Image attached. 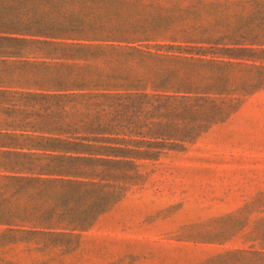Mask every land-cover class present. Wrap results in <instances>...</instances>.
I'll use <instances>...</instances> for the list:
<instances>
[{"label":"rangeland","instance_id":"374dc122","mask_svg":"<svg viewBox=\"0 0 264 264\" xmlns=\"http://www.w3.org/2000/svg\"><path fill=\"white\" fill-rule=\"evenodd\" d=\"M6 25L140 45L112 67L206 89L164 91L176 110L93 155L94 183L0 177V264H264V0H0Z\"/></svg>","mask_w":264,"mask_h":264},{"label":"trees","instance_id":"16d2710c","mask_svg":"<svg viewBox=\"0 0 264 264\" xmlns=\"http://www.w3.org/2000/svg\"><path fill=\"white\" fill-rule=\"evenodd\" d=\"M167 30L141 28V34L109 37L136 42L151 40L152 31ZM56 37L50 28L0 26V172H10L0 177L41 184L94 183L93 155L114 149L109 143L121 134L153 130L176 110L169 105L172 94L164 91L205 98L197 94L206 88L191 76L151 81L133 68L112 67V60L119 59L112 52L126 49L133 56L145 52L140 45ZM33 45L37 50L28 48ZM30 54L41 58L31 59ZM150 85L163 93L149 91ZM218 115L202 121L211 123Z\"/></svg>","mask_w":264,"mask_h":264}]
</instances>
